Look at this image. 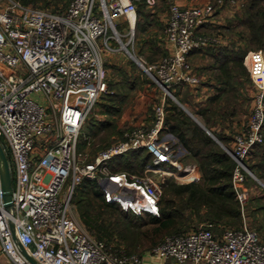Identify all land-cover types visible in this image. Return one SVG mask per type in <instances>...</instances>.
I'll return each mask as SVG.
<instances>
[{
    "label": "built area",
    "instance_id": "obj_1",
    "mask_svg": "<svg viewBox=\"0 0 264 264\" xmlns=\"http://www.w3.org/2000/svg\"><path fill=\"white\" fill-rule=\"evenodd\" d=\"M140 1L69 0L59 13L0 0V141L12 175L9 209L0 189V264H29L17 242L39 264H141L140 257L112 249L78 222L71 206L75 187L94 181L103 202L137 216H158L163 183L181 179V171L196 178L174 158L170 142L159 137L164 101L155 107L150 128H134L93 161L77 150L85 121L107 88L103 51L109 38L119 35L116 19L125 17L131 25ZM244 4L209 0L169 6L168 53L146 68L165 93L171 94L173 84H199L190 52L223 44L221 35L203 27L223 7L241 10ZM244 65L253 84L252 107L227 149L235 161L232 184L241 213L249 196L246 178L252 176L245 158L264 139V51L249 50ZM139 148L150 155L142 171L110 169L112 158ZM150 256L175 264H264V243L245 226L227 227L219 236L201 228L165 236Z\"/></svg>",
    "mask_w": 264,
    "mask_h": 264
},
{
    "label": "rangeland",
    "instance_id": "obj_2",
    "mask_svg": "<svg viewBox=\"0 0 264 264\" xmlns=\"http://www.w3.org/2000/svg\"><path fill=\"white\" fill-rule=\"evenodd\" d=\"M191 1L190 5H195L209 0ZM47 2L40 1L35 5L53 12L57 7L56 4L61 7V4L56 3L54 0L49 3ZM172 3L179 2L178 0H155V3L151 6L142 5L143 10L150 13L147 19L148 22L144 23L146 26L143 25V19L137 12L131 25L125 17L116 19L119 35L118 37H110L108 47L103 51L104 79L107 88L90 112L79 138L77 150L83 154L86 161H93L100 150L123 140L134 128L138 126L150 128L156 122L155 107L162 101H164V106L166 100L175 102L179 107H181L180 104L183 105L201 123L199 117L193 113V110L204 104V91L209 90L210 94H214L215 92L208 88L209 84L214 82L212 74L215 70L212 69V66L216 62L211 56L212 51L208 48L209 46L203 47L198 52H194L189 56V62L200 79L199 84L196 86L184 84L171 88V94L178 102L170 96L171 94L165 93L146 70L149 65L168 53L165 26L169 6ZM29 4L33 5L32 3ZM227 8L233 12H231L232 16L226 17L227 15H223L227 12H224L222 16H215L213 18L214 22L204 26L202 31L219 34L223 37V43L230 45V41L237 38L238 31L241 28L235 27L233 24L235 16L240 11L234 10L230 6H227ZM64 10L65 8L60 12ZM111 33L110 30L109 34L111 35ZM241 46L244 47L243 44ZM253 49L264 51V48H250L245 52L244 59L248 51ZM236 70L238 79L243 84L241 87L244 89L243 96L237 101L239 110L236 116L231 123L225 122L221 124L222 131L223 133L227 132V140L229 141L233 140V136L245 126L252 107V98L249 95L250 89L253 88L252 81L248 72L246 75L243 69L237 68ZM186 110L185 112L187 113ZM165 114L164 112V117ZM91 126H93V133L90 132ZM210 134L224 148V144L213 133L210 132ZM82 136L85 138V143L81 141L83 140ZM159 137L170 142L174 151V158L177 159L183 168L188 169L192 173V176L199 174L196 165L197 161L178 143V139L174 134L172 137L161 129ZM258 151L260 152V149L257 148L256 152ZM258 160L260 159L252 158L249 159V163ZM143 167L136 166L133 169L134 171H131L125 167V164H121L118 166V169L111 170L140 172ZM184 172L186 174V171ZM185 174H179L181 175V179L170 178L179 183L189 182L190 177H183ZM253 174L254 176L250 175L248 181L245 182L249 190V196L244 205L243 212L241 213L240 211L239 224L235 225V227L245 226L251 230H255L259 239L264 242V182L255 173ZM94 183L97 185L96 182ZM81 193L76 194V196L74 193L72 195V214L91 234L97 237L96 231L90 230L82 217L80 204L83 210L90 211L93 214V218L95 216L98 222L112 230L111 237L108 235L103 236V239L108 242V246H111L112 249L126 254L137 255L141 259V264L145 262H149L150 264L174 263L173 259L167 261L155 260L150 256V250L155 244L161 242L165 236L177 233L162 235L155 243L151 240V235H144L146 231L153 227L147 221L148 215H142L141 217H131L130 215L129 219L132 220L129 221L128 218H123L117 211L99 207V201L101 200L97 199L90 184L84 186ZM80 198L83 199L80 200ZM117 218L118 220L126 221L130 229L126 230L123 225H117L115 223ZM208 224L211 225L208 226ZM230 226L224 223H212L208 220L198 221L194 219L190 223L189 228L184 232L209 228L215 235L219 236L225 228ZM120 229H124L123 233H120Z\"/></svg>",
    "mask_w": 264,
    "mask_h": 264
},
{
    "label": "trees",
    "instance_id": "obj_3",
    "mask_svg": "<svg viewBox=\"0 0 264 264\" xmlns=\"http://www.w3.org/2000/svg\"><path fill=\"white\" fill-rule=\"evenodd\" d=\"M22 3H32L34 6L38 2H51L52 0H19ZM56 3L54 12H60L67 6V0H54ZM69 1V0H68ZM145 1L141 0L137 4L136 12L142 17L143 25L148 22L149 12L143 10ZM39 7V6H37ZM235 16V27H241L237 38L230 41V45L219 44L209 46L211 56L216 61L212 69L214 82V94L209 95L204 104L193 110L202 125L213 133L226 147L229 148L225 134L222 131V123H231L236 116L239 107L238 100L243 96V85L238 79L237 68L243 69L247 75L246 67L243 64L244 54L250 48H264V0H245L244 7ZM146 26V25H145ZM144 29V28H142ZM244 45V47L241 46ZM230 46V47H229ZM236 47V48H234ZM200 48L193 49L189 56L198 52ZM181 83L173 84L175 86ZM244 87V86H243ZM170 88V89H171ZM169 102V105H168ZM165 117L162 131H169L178 139L190 155L197 161L199 174L196 179L179 183L173 178L167 179L162 186V194L159 200L160 213L158 216L148 215V223L153 227L146 231L145 236L151 235V240L156 243L162 235L167 233H185L190 223L196 219L198 221L208 220L212 223H224L232 228L239 224L240 207L235 197L232 184V174L235 161L228 151L223 148L204 128L194 121L183 108L179 107L171 100L165 101ZM93 126L90 132L93 133ZM81 135V134H80ZM80 138V137H79ZM83 138V136H82ZM85 143V138H83ZM82 143V144H83ZM79 141L77 143V148ZM264 139L261 143L254 144L245 158L248 168L264 182ZM260 152H256V149ZM262 149V150H261ZM259 158L258 161L249 163V159ZM150 160V155L144 148L130 150L123 155H118L109 161L110 169H118V166L125 164L127 169L134 171L136 166H144ZM118 165V166H117ZM250 175H247L246 182ZM91 185L97 199L99 207L117 211L123 218H130L134 215L128 211L121 210L114 203H105L102 200L100 188L90 180H83L74 189V194H82L84 186ZM83 198H80V200ZM81 215L88 228L96 231V238L103 239L104 235L112 236V230L98 222L97 218L88 210H83L80 204ZM142 215H138L141 217ZM132 219H129L131 221ZM117 225H123L129 230L130 226L126 221L116 219ZM123 229V230H124ZM214 229V228H213ZM120 229V233H123ZM217 236V235H216ZM263 242V241H262ZM264 243V242H263Z\"/></svg>",
    "mask_w": 264,
    "mask_h": 264
},
{
    "label": "water",
    "instance_id": "obj_4",
    "mask_svg": "<svg viewBox=\"0 0 264 264\" xmlns=\"http://www.w3.org/2000/svg\"><path fill=\"white\" fill-rule=\"evenodd\" d=\"M172 98L175 99V97L171 94L170 95ZM176 100V99H175ZM177 101V100H176ZM178 102V101H177ZM180 104V103H179ZM180 106L186 110L184 108L183 105L180 104ZM187 111V110H186ZM187 113L202 127L204 128V130L210 134V131L208 129H206L201 123H199V121H197V119L190 113L187 111ZM211 135V134H210ZM212 136V135H211ZM213 137V136H212ZM214 138V137H213ZM216 139V138H214ZM225 149H228L224 146ZM251 172V171H250ZM180 173L185 174L184 171H181ZM252 176H254V174L251 172ZM0 189H1V193H2V199H3V204L4 207L6 209H9L12 205L11 203V193H12V175H11V170H10V165H9V160H8V156L5 152V149L0 141ZM22 254L25 256V258L27 259V261L29 262V264H39L35 258H33L32 256H30L25 249L23 248L22 244H20L19 242H17Z\"/></svg>",
    "mask_w": 264,
    "mask_h": 264
},
{
    "label": "crops",
    "instance_id": "obj_5",
    "mask_svg": "<svg viewBox=\"0 0 264 264\" xmlns=\"http://www.w3.org/2000/svg\"><path fill=\"white\" fill-rule=\"evenodd\" d=\"M178 2L179 3H177V4H179V5H181V6H190V4L192 3V1L191 0H178ZM188 4V5H187ZM224 12H227L226 14H223ZM232 11L229 9V8H227V6L226 7H223L221 10H220V12H219V14H217L216 16H222V14L223 15H227L226 17H230V16H232V13H231ZM130 19H131V17H130ZM229 19H231V18H229ZM131 23H132V19H131ZM167 47H169L168 46V43H167ZM243 64H244V61H243ZM212 84L213 83H210L209 84V89L210 90H214V87L212 86ZM207 88V87H206ZM209 91V90H208ZM208 91H204L203 92V96L205 95V99L209 96V95H211L210 94V92H208ZM250 96H251V98H252V95H253V88L252 89H250V94H249ZM205 99H204V101H205ZM252 100V99H251ZM248 119V118H247ZM167 132V134L168 135H170V136H172L173 137V134L171 133V132H169V131H166ZM161 133V132H160ZM224 134H225V138H226V140H227V132H224ZM227 144H228V146H229V148H231L232 147V145H233V140H227ZM225 146V145H224ZM228 148V147H227ZM197 176H198V174H197ZM196 176V177H197ZM194 179H196L195 177L194 178H190L189 179V181H192V180H194ZM262 242V241H261ZM144 264H150L149 262H145ZM154 264V263H153ZM170 264H175V263H170Z\"/></svg>",
    "mask_w": 264,
    "mask_h": 264
},
{
    "label": "bare ground",
    "instance_id": "obj_6",
    "mask_svg": "<svg viewBox=\"0 0 264 264\" xmlns=\"http://www.w3.org/2000/svg\"><path fill=\"white\" fill-rule=\"evenodd\" d=\"M131 19H132V23L134 22V17L133 16H131ZM136 59V58H135Z\"/></svg>",
    "mask_w": 264,
    "mask_h": 264
}]
</instances>
